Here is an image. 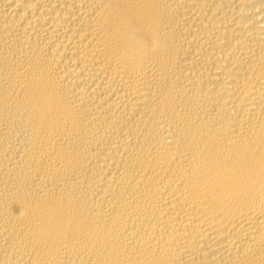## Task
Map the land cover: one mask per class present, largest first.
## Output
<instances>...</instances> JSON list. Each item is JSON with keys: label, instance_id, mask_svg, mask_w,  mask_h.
Instances as JSON below:
<instances>
[{"label": "bare ground", "instance_id": "1", "mask_svg": "<svg viewBox=\"0 0 264 264\" xmlns=\"http://www.w3.org/2000/svg\"><path fill=\"white\" fill-rule=\"evenodd\" d=\"M0 264H264V0H0Z\"/></svg>", "mask_w": 264, "mask_h": 264}]
</instances>
